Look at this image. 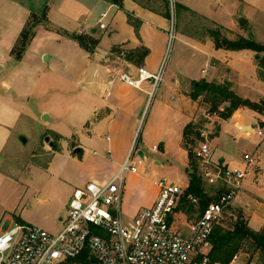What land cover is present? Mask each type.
<instances>
[{
  "label": "crops",
  "instance_id": "1",
  "mask_svg": "<svg viewBox=\"0 0 264 264\" xmlns=\"http://www.w3.org/2000/svg\"><path fill=\"white\" fill-rule=\"evenodd\" d=\"M216 1L223 8L240 0ZM180 6L205 17L212 28L200 36L180 32L172 66L154 93L152 117L158 122L151 123L148 138L139 137L135 145L133 157L140 164L148 163L152 172L140 170L135 163L138 172L128 174L122 202L127 218L152 206L159 193L156 181L172 174L174 161L188 173L184 129L196 123L203 95L195 99L192 93L199 81L229 83L239 96L252 101L257 100V91L264 94L259 73L254 83L241 80L234 54L248 49L219 48L211 35L219 30L222 37L239 38L244 17L221 22L185 0ZM44 13L46 17L34 26L17 57L14 49L31 15ZM170 27L168 0H119L118 4L111 0H0V232L13 223L33 225L24 214L26 205L33 207V195L41 202L46 198L40 195L71 199L75 189L113 177L133 147L153 89L152 80L134 87L122 81L120 74L137 76L141 67L158 74L167 55ZM76 35L84 36L89 47ZM196 59L201 62L198 68ZM241 110L231 119L237 120L242 131L255 132L253 125L239 120ZM257 114L264 124V114ZM32 125L59 139L41 145L49 156L47 162L40 161L42 154H34L40 140L31 149L24 148L30 141L24 136ZM227 134L229 128L219 139ZM33 158H37L34 163ZM158 168L167 169L166 174L158 176ZM41 172L48 174L43 181L37 179ZM185 180L189 182V173ZM66 203L53 213L61 222L67 215L61 213L67 210Z\"/></svg>",
  "mask_w": 264,
  "mask_h": 264
},
{
  "label": "built area",
  "instance_id": "2",
  "mask_svg": "<svg viewBox=\"0 0 264 264\" xmlns=\"http://www.w3.org/2000/svg\"><path fill=\"white\" fill-rule=\"evenodd\" d=\"M176 2L169 0L172 18L168 50L176 38ZM166 58L158 74L141 67L137 76L123 72L119 78L134 87L152 80V97L164 74ZM218 114V111H207L205 116L212 118ZM256 127L257 134L264 137V125ZM134 149L133 144L108 182H91L75 189L63 228L57 234L21 223L0 232V264H246L239 253L228 263L213 261L211 238L251 167L257 164L255 156L246 153L243 167L215 161L209 133L201 129V140L195 148L200 171L206 183L218 186L222 192L188 224L189 218L184 213L176 215L189 187L183 178L159 179L156 181L159 193L152 206L133 217L123 215L126 178L138 172L133 161ZM188 199L198 202L192 195Z\"/></svg>",
  "mask_w": 264,
  "mask_h": 264
},
{
  "label": "rangeland",
  "instance_id": "3",
  "mask_svg": "<svg viewBox=\"0 0 264 264\" xmlns=\"http://www.w3.org/2000/svg\"><path fill=\"white\" fill-rule=\"evenodd\" d=\"M185 2H188L193 8L199 11L202 10V12H207L208 10L209 14H214L218 20H221V22H227L232 18H239L241 16L244 17L247 22L244 25H241L239 22L240 26L238 28V35L251 38L261 44H264V0H240L237 3L235 2L236 5L234 4L233 6H225L223 8L220 6L221 2H217L216 0H185ZM180 3L181 0H177L175 5L176 38L167 52V58L163 68L165 70L164 73L166 74L169 70V67L172 66V62L174 61L173 58L177 50V45L180 44V32H186L194 34L195 36H200L205 35L206 31L209 28H212V24L209 20H207L203 16L196 14L195 12H187L185 10H182ZM225 3H227V1ZM168 11L171 20L172 14L169 0ZM259 57H264V52L257 53L253 50L248 49L238 51L234 54L235 62L236 64H238V69L242 73L241 80H243L245 83H254L255 80L258 78L257 75L260 69ZM197 60L198 59H196L195 63L197 64L196 66L198 68V66L201 65V62ZM257 66L259 67V69H257ZM204 75L207 76V74ZM259 77L261 78L260 75ZM232 90L237 93L236 90ZM261 91L262 90L257 91L261 94L259 93L257 95V100H255L254 102L262 103L264 101V94H262ZM252 96L256 97V95ZM155 99L156 98L154 95L150 98L146 112L140 122V126L135 138L136 142H134V145L138 144V142L140 141L139 137H143L144 139L148 138L147 130L151 127V123L153 124L155 122H158L156 120H154L153 122L154 118L152 117L153 108L156 104ZM199 104L200 105H198L199 110L197 112L196 124L200 125V129H205L209 133L210 144L214 153L215 160L225 158V162H227V164H229L230 166L238 165L243 167L246 164L244 160V155L246 153H249L251 155H254L257 161V164L251 167L248 175L244 179L243 186L235 196L233 203L225 211L224 217L221 220V225L228 229H231L233 227L234 222H236L239 218H242L248 223V225L252 229L257 231H263L264 137H261L257 134L256 127L257 125H264L261 123L262 117L257 114L256 110L248 106H243L240 112L239 120L244 123L253 125L255 130V132H246L242 131L239 127L237 128V120L231 119L233 115L229 118H223L221 116L220 111L224 110L226 107L229 106L228 102L220 104L218 109V116L212 118H206L205 116V113L207 111H210L211 104L206 103L203 100H201ZM49 125L53 127L54 123L51 122L49 123ZM228 128L229 134L219 139V135H223L224 131ZM43 131L44 130L41 126L32 125L29 129V133L27 134V136H24L29 138L30 140L24 145V148L25 150L31 149L35 141L40 140V146L36 149L34 154H42V156H40L39 158L40 161L47 162L49 160V156L44 155V150L41 148V145H48L52 142L57 143L59 139L52 134L46 135V133ZM216 131L218 132V134H215ZM47 138H49L48 141ZM199 142L200 141H198V143ZM135 155L136 152L134 153V157ZM36 160L37 158H33L32 162L34 163L36 162ZM194 160L200 163V160L198 158L195 159L194 157ZM133 161L134 164H139L140 170L145 169L148 173L152 172V169L149 167L148 163L140 164L138 163V161H136L135 158ZM31 168H35L33 164ZM155 170L159 172L158 176H164L167 171V169L162 168H158ZM170 172L172 174L167 176L173 179H177L180 177L185 180L188 174L184 165L177 161H174ZM39 174L40 175H38L37 178L39 181H43V178L48 175L45 172H41ZM206 186L210 195H217L216 190L219 189L218 186L210 185L207 183ZM40 197L46 199L41 202L37 201L34 195L32 196L30 202L32 203L33 207L31 208L30 205H26L24 214L30 219V222L33 225H39V227L46 229L50 233L57 234L58 232H60V230H62L63 222H61L58 217L54 215L55 210H57V208H59V206H61L62 203L66 202L67 200L65 206L67 207V210L64 209L61 211L62 215L65 216L68 211L70 198L68 199V195H58L57 197H55V195H40ZM246 204L249 205L248 208H246ZM260 204L261 206H259ZM196 211L197 212L194 211L193 213H190L189 220L187 221L188 224L194 222V220L198 218V206L196 208ZM14 225L15 224L13 223L10 228ZM239 254L243 262H245L246 264H264V249L257 247L256 244L252 242L245 243L242 249L240 250Z\"/></svg>",
  "mask_w": 264,
  "mask_h": 264
},
{
  "label": "trees",
  "instance_id": "4",
  "mask_svg": "<svg viewBox=\"0 0 264 264\" xmlns=\"http://www.w3.org/2000/svg\"><path fill=\"white\" fill-rule=\"evenodd\" d=\"M114 3H119V0H111ZM44 13L41 17L33 14L23 29L19 40L15 46L14 52L17 57H20L25 50L28 42L33 35V28L39 22L41 18H45ZM211 35L215 38L216 46L219 48H226L232 50H243L250 49L257 53L264 52V44H261L251 38L240 36L237 39L231 40L222 37L219 30H213ZM80 43L83 46L89 47L88 40L82 35H76ZM91 43V42H90ZM96 44L97 41H92ZM259 75L264 81V57H259ZM203 95V101L211 104L210 111H218L220 104L228 102L229 106L224 110L220 111L223 118L231 117L236 110L240 107L248 106L259 113L264 114V101L262 103L251 101L239 96L230 88L229 83L217 84L206 80L199 81L194 87L192 93L193 98ZM219 112V111H218ZM184 140L185 146L188 151L189 157V187L186 189L180 207L177 210L176 215L184 213L189 218L190 213L196 211L197 206L199 207V216L203 213L205 208L219 195L222 190L217 189L215 196H212L208 192L206 181L203 179L200 171V163L195 154V148L198 141L201 140V129L200 125L196 123H189L184 129ZM194 196L198 202H193L188 199V196ZM198 216V217H199ZM212 250L210 257L213 261H219L222 263H228L236 254L240 252L243 245L247 242L256 244L257 247L264 249V229L263 231H257L252 229L248 223L239 218L234 222L233 227L228 229L222 225L215 228L212 234Z\"/></svg>",
  "mask_w": 264,
  "mask_h": 264
},
{
  "label": "water",
  "instance_id": "5",
  "mask_svg": "<svg viewBox=\"0 0 264 264\" xmlns=\"http://www.w3.org/2000/svg\"><path fill=\"white\" fill-rule=\"evenodd\" d=\"M245 22H246V19H245V18H242V19L240 20V24H241V25H243Z\"/></svg>",
  "mask_w": 264,
  "mask_h": 264
}]
</instances>
